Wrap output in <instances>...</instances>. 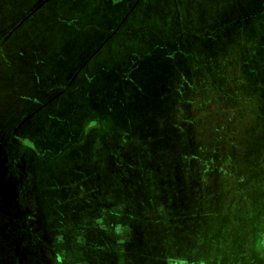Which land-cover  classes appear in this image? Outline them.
Returning <instances> with one entry per match:
<instances>
[{
  "label": "rangeland",
  "instance_id": "rangeland-1",
  "mask_svg": "<svg viewBox=\"0 0 264 264\" xmlns=\"http://www.w3.org/2000/svg\"><path fill=\"white\" fill-rule=\"evenodd\" d=\"M117 3L0 0V264H263L264 0Z\"/></svg>",
  "mask_w": 264,
  "mask_h": 264
},
{
  "label": "crops",
  "instance_id": "crops-1",
  "mask_svg": "<svg viewBox=\"0 0 264 264\" xmlns=\"http://www.w3.org/2000/svg\"><path fill=\"white\" fill-rule=\"evenodd\" d=\"M121 1H125V0H118V3L115 5L113 4L114 6L111 7L112 11L110 12L112 15H115L117 13V6L119 5ZM117 31H118L117 29L111 28L110 33L115 34L117 33ZM188 54H191V53H188ZM87 58L88 59L82 56L83 64L80 67L81 69L84 66V64H87L90 62L91 58L90 57H87ZM127 228L128 227L122 223L115 225L116 239L117 241L119 239L124 242L123 243L124 250H101L100 252L103 257L98 259V264H157L158 262L162 264L164 263L163 255H164L165 250H130L128 245L132 242L133 235L129 228H128L129 230L125 232L126 231L125 229ZM206 252L204 250L203 251L201 250H187V251L186 250H180V251L176 250V252L174 253L175 255H172L171 257L172 259L171 263L172 264H199L201 260L202 263L205 264L204 253ZM242 252H243L242 250H238L235 253L242 254ZM222 253L223 255L226 254V252L219 251L220 255ZM207 264H212V263L208 262ZM257 264H260V263H257Z\"/></svg>",
  "mask_w": 264,
  "mask_h": 264
}]
</instances>
